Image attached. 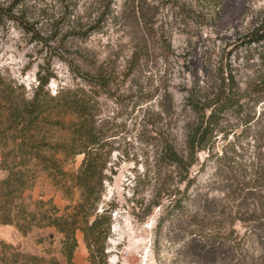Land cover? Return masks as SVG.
I'll list each match as a JSON object with an SVG mask.
<instances>
[{"label":"rangeland","instance_id":"rangeland-1","mask_svg":"<svg viewBox=\"0 0 264 264\" xmlns=\"http://www.w3.org/2000/svg\"><path fill=\"white\" fill-rule=\"evenodd\" d=\"M263 18L264 0H0L1 74L31 95L38 70L48 66L52 93L63 87L96 92L97 124L110 150L98 206V211L112 207L107 264H240L239 257L247 263L257 256L259 242L248 236L250 231L235 246L218 239V255L200 258L188 247L190 222L158 223L182 196L213 233L225 226L244 232L239 222L231 224V212H263L264 179L251 181L257 187L250 195L240 197L237 191L240 177L253 174L263 162L262 157L255 162L263 125L257 126V120L246 125L241 115L227 112L204 150L192 154L186 142L198 121L192 103L202 107L213 100L229 74L253 114L249 94L264 78V48L243 38ZM85 74H105L110 81L102 89L89 85ZM255 108L258 116L264 105ZM65 119L78 121L73 113ZM165 144L184 160L195 156V163L187 171L169 164ZM223 152L235 172L218 162ZM81 159L66 169L75 171ZM26 195L32 209L39 200L52 198L61 208L71 201L45 174ZM78 198L75 193L73 202ZM59 238L49 228L23 235L15 225L0 223V239L25 252L56 255Z\"/></svg>","mask_w":264,"mask_h":264},{"label":"trees","instance_id":"trees-1","mask_svg":"<svg viewBox=\"0 0 264 264\" xmlns=\"http://www.w3.org/2000/svg\"><path fill=\"white\" fill-rule=\"evenodd\" d=\"M208 1L218 3L222 0ZM243 40L264 48V18ZM52 77L48 66L40 67L38 83L30 95L23 84L0 73V173H4L0 177V223L15 225L23 235L29 234L33 228L52 229L60 237L58 255H53L51 250H46L45 255L25 252L0 239V264H107L105 244L111 233L112 207L98 211V206L110 150L106 148L105 132L97 124V95L92 88L84 87H63L52 93L48 88ZM85 77L89 85L96 83L102 89L110 81V76L105 74L97 77L85 74ZM249 96L254 107L253 114L241 102L238 84L229 74L222 78L213 100L202 107L193 102L198 121L188 131L186 142L189 151L196 154L206 148L227 112L241 115L246 125L257 120L256 125H263L264 128V110L257 116L255 108L264 105V78L250 90ZM71 113L77 116L78 121H66V115ZM78 156H82L79 167L75 171L67 170L66 166L75 162ZM163 157L169 164L186 171L196 161L195 156L184 160L169 144H165ZM256 157L255 162L260 161L259 157L263 158V162L258 163L253 174L240 177L237 190L240 197L252 194L251 191L257 187L256 184L251 185L252 180L264 179V142L257 147ZM217 160L227 171H236V166L227 159L225 152ZM40 174L49 177L63 196L71 200L70 203L61 208L51 198L35 201L32 209L26 202V197L30 198L26 192L33 189ZM247 177L249 180L246 181ZM75 193H79V198L73 202ZM262 200L259 199L263 212H235L234 215L231 212V224L239 222L244 232L234 228L230 230L226 226L214 233L211 229L208 231L205 217L198 212H190L187 205L189 199L183 196L171 202L158 225L167 219L190 222L194 229L188 247L200 258L218 255L219 251L215 249L218 239L233 242L235 246V243L242 244L250 231L248 236L255 235L259 242L258 254L250 256L251 262L246 263V257H239L236 261L240 264H264ZM78 232L83 234L87 250L85 263L75 260ZM50 243L53 244V241Z\"/></svg>","mask_w":264,"mask_h":264},{"label":"crops","instance_id":"crops-1","mask_svg":"<svg viewBox=\"0 0 264 264\" xmlns=\"http://www.w3.org/2000/svg\"><path fill=\"white\" fill-rule=\"evenodd\" d=\"M77 238H78V249L75 255V260L78 263H85V257L87 254L86 247H84V240H83V234L81 232L77 233Z\"/></svg>","mask_w":264,"mask_h":264},{"label":"built area","instance_id":"built-area-1","mask_svg":"<svg viewBox=\"0 0 264 264\" xmlns=\"http://www.w3.org/2000/svg\"><path fill=\"white\" fill-rule=\"evenodd\" d=\"M148 227H151L152 225H151V223H149V224H146Z\"/></svg>","mask_w":264,"mask_h":264},{"label":"water","instance_id":"water-1","mask_svg":"<svg viewBox=\"0 0 264 264\" xmlns=\"http://www.w3.org/2000/svg\"><path fill=\"white\" fill-rule=\"evenodd\" d=\"M50 237H52V234H50Z\"/></svg>","mask_w":264,"mask_h":264}]
</instances>
